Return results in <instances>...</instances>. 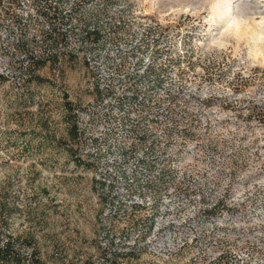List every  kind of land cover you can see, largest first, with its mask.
Segmentation results:
<instances>
[{
    "label": "rangeland",
    "instance_id": "1",
    "mask_svg": "<svg viewBox=\"0 0 264 264\" xmlns=\"http://www.w3.org/2000/svg\"><path fill=\"white\" fill-rule=\"evenodd\" d=\"M79 1L0 0V244L46 264H189L223 217L233 264H264V0ZM56 3L69 43L30 75ZM158 221L202 242L167 256L138 235Z\"/></svg>",
    "mask_w": 264,
    "mask_h": 264
},
{
    "label": "trees",
    "instance_id": "2",
    "mask_svg": "<svg viewBox=\"0 0 264 264\" xmlns=\"http://www.w3.org/2000/svg\"><path fill=\"white\" fill-rule=\"evenodd\" d=\"M81 2L82 1L80 0L79 3ZM50 6L52 7L53 11L51 13V16L46 15L48 28L43 29L41 32L43 37L42 42H44L43 55L41 54L38 56L34 53H27V58L24 59L27 61L24 67L25 71L30 75L48 62L57 64L62 54L61 48L68 45L69 43V38L71 36L69 31L67 29L65 31L61 30L58 26L60 22L68 23L72 21V18H68L67 21L65 17L58 16L60 13H62V9L65 4L56 3L55 5L51 4ZM100 37L101 34L99 31H89L87 29L85 30V33L79 38V40H99ZM35 76L38 77V75ZM5 79L6 76L0 71V82H3ZM75 116L76 115L74 113V119H71L69 122L70 131L73 133V135H77L79 137L80 132ZM49 138L52 139L51 141H49L52 143L60 141V139L57 138L56 135L47 137L42 136V139H40V144L43 143V141L49 140ZM15 241L16 239L9 237L7 241H5L3 244H0V264H46L41 256L37 254L35 249H33V251L29 255L16 250L14 247Z\"/></svg>",
    "mask_w": 264,
    "mask_h": 264
},
{
    "label": "built area",
    "instance_id": "3",
    "mask_svg": "<svg viewBox=\"0 0 264 264\" xmlns=\"http://www.w3.org/2000/svg\"><path fill=\"white\" fill-rule=\"evenodd\" d=\"M106 89L107 91L109 90V88ZM101 90H105V88H102ZM75 114L77 117V124L81 125L80 117L84 114L83 109L79 107L76 108ZM136 203L143 202L136 201ZM133 207L134 206L131 205L129 209L132 210ZM222 218L217 219L219 221L215 220L212 222L210 227L208 224H203L205 235H208L210 239L208 242L209 246L206 248L207 250L197 249L196 252L193 253L192 261H190L189 264H216L220 260H228V263L233 264L234 261L229 254L232 251V241L234 240L236 233L234 228L229 227L228 223L226 221L225 223ZM180 224L181 222L178 221H158L154 223L149 232L143 233L138 231V235H140V238H146L145 240H157L160 245L164 247L167 256L174 255L190 241H196L201 235L196 234L195 232H193V235H189L190 232L186 231L184 229L185 226ZM186 235L190 238H187ZM199 240L202 242L200 238ZM235 262L238 264L237 261Z\"/></svg>",
    "mask_w": 264,
    "mask_h": 264
}]
</instances>
